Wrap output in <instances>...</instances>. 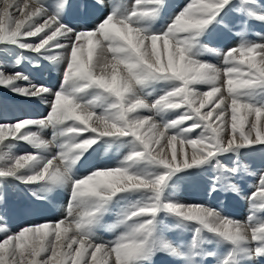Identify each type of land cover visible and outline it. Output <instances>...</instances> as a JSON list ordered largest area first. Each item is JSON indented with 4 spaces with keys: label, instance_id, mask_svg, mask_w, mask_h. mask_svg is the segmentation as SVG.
<instances>
[{
    "label": "snow or ice",
    "instance_id": "1",
    "mask_svg": "<svg viewBox=\"0 0 264 264\" xmlns=\"http://www.w3.org/2000/svg\"><path fill=\"white\" fill-rule=\"evenodd\" d=\"M257 25L264 29V0H0V45L62 66L53 90L0 64V89L48 106L40 118L0 115V186L23 185L33 204L67 194L61 218L18 231L0 196V264H156L158 256L170 264H264V218L254 215L264 217V167L221 162L242 150L264 153ZM217 29L236 37L235 46H212ZM32 127L51 129V139ZM21 142L33 151L13 152ZM101 145L122 158L80 175ZM180 176H202L210 197L225 198L241 196L242 181L253 179L248 222L220 206L173 200ZM113 213L107 228L121 231L105 242L97 232ZM165 216L190 238H171Z\"/></svg>",
    "mask_w": 264,
    "mask_h": 264
},
{
    "label": "rangeland",
    "instance_id": "2",
    "mask_svg": "<svg viewBox=\"0 0 264 264\" xmlns=\"http://www.w3.org/2000/svg\"><path fill=\"white\" fill-rule=\"evenodd\" d=\"M186 2H187V0H185L183 3H186ZM183 3H181V4H183ZM73 12H75V11L74 10L70 11L69 15H68V20H69L70 23H71V21H74L76 19V17H77V14L75 13V15H73ZM75 21H77V20H75ZM92 23H96V19H93ZM254 29H255V31L264 30V29H261L258 25L254 26ZM232 38H233V36L230 35L229 33L226 32L224 35H222V34H220L218 32V30H216L209 37V40H210V43H211L212 46H218V47H221L222 49L226 50L227 46H231ZM249 38L253 39V40L256 39L254 34L251 35ZM202 59H204V60H206L208 62L214 63L218 67L222 65V57H216V56H213L211 54H204V56H202ZM17 60H19V64L18 65L16 64ZM7 63L9 64V68H8L9 71H12L13 70L12 66H15V70H19V71L24 72L32 80H33V77L41 78L39 81L36 82L37 84H41V83L44 84V81H45L44 73L47 71V70H44V68L48 69V74L52 73V71L54 69V65H52V64H51V68L50 67L48 68V65L50 64V62L37 60V58L35 57L34 54H30L29 52L22 51V50H20L18 48H12L9 51V55H8V58H7ZM28 63L31 64V65H33L34 63H39V64H41V67L34 68L33 66L28 65ZM29 67H31L30 71L28 69ZM58 71H60V70H58ZM60 72H62V71H60ZM40 74L42 75L41 77H40ZM31 76H32V78H31ZM56 81H55V75H53L52 76V81L50 82L53 85V87L55 85H57L58 82H56ZM58 84H60V83H58ZM53 89L56 90L57 88L54 87ZM201 90H206V88L201 86ZM2 92L3 91L0 89V93H2ZM46 111H48V110H46ZM163 141H165V140H163ZM176 147L179 150V142H176ZM186 148L187 149H185V150L192 154V148L190 146H186ZM23 152H26V151L24 150ZM121 158H122V156H121ZM259 159L263 160V161L259 163V161H260ZM237 161L239 162V164L241 166L249 165L250 169L252 167H263L264 166V153H261L260 151H257V152L253 153V152H248L246 150H242V152L239 155H232V156L224 157L221 162H222V164L231 166L234 162H237ZM110 166H113V163H111ZM209 171H211V170H209ZM87 172H86V174H87ZM86 174H84V175H86ZM241 174L244 175L243 170H242ZM247 180H248V183H246ZM200 181H202L204 184L200 185V183H199ZM250 181H252L254 183V180L251 179V178L250 179L246 178L244 181H242V187H244L245 189L243 188V191H242L241 195H242V201L244 202V208L245 209H247L249 207V201L247 199V195H248V193L250 191L254 190V189L249 187L250 183H251ZM14 186H17V185H14ZM14 186L12 187V191H8L7 189H4V191L1 192V195L5 194L7 196L6 199H5L6 202H8V200L10 199L9 195L11 197L13 196V197H16V198L20 199V197L22 195L26 196L28 194V192L25 190V188H21L23 185L17 186L16 189H14ZM207 186H208L207 185V181L202 176H195V177L180 176V177H178V178H176L174 180L173 188L170 191V197L173 200L179 201L180 203H183V204H211L212 206H216L215 202L211 201V199H208L206 201L200 202L203 199V198H200V197L205 196ZM181 188L185 190V195L187 196L186 198H181L180 197V189ZM20 189L23 190L24 193H22ZM63 194L64 193L62 192V193L58 194V196H55L54 198H52L53 202H55L54 200H57L55 203L60 205L61 208H63V207L65 208L66 207V203H67V198L64 199V200L63 199L59 200L60 197ZM228 197H229V195L226 197V200H228ZM234 200H235L234 202L237 203V204L241 202L240 201L241 200L240 197L234 198ZM16 201L19 202V200H15L14 202L10 201V202H12L10 204L14 203V205H18L19 203L16 204ZM60 207L58 208V210L60 209ZM40 214L41 215L43 214L44 217H48V214L45 211H44V213L42 212ZM224 214L228 215V216H231L234 219L239 220L241 222L247 223L248 222L247 218H248L250 213H249V211L245 212L243 217L234 216V212H232V211L230 213L232 215L226 214V213H224ZM112 215H109V216L106 217V220H108L107 222L110 221V219L112 218ZM254 215L256 216L257 220H260V219L264 218V217L261 216V214L259 212H256ZM162 223H163V225L167 226V229H166L167 234L171 238L175 239L174 235L171 233V226L174 224L172 218L165 216V217L162 218ZM18 227H20V226H16V228L14 227L15 229H11V230L12 231H15V230L18 231L19 230ZM21 227H24V226H21ZM119 230L121 231V229L109 230L107 227H105L104 229H101V230H99L97 232V236H98V238L100 237L99 238L100 240L102 239V240H105L106 242H108V241L114 240L116 238V236L120 234ZM181 230H183L185 232V236L184 237L188 238V236L190 235V232L187 229H181ZM112 233H113V236H112ZM105 237H106V239H104ZM112 237H114V238H112ZM107 239H109V240H107ZM165 259H166V256H158L156 258V264H163V261ZM168 264H170V262H168Z\"/></svg>",
    "mask_w": 264,
    "mask_h": 264
},
{
    "label": "bare ground",
    "instance_id": "3",
    "mask_svg": "<svg viewBox=\"0 0 264 264\" xmlns=\"http://www.w3.org/2000/svg\"><path fill=\"white\" fill-rule=\"evenodd\" d=\"M134 2V1H133ZM73 15H75V12H73ZM72 19V18H71ZM70 19V20H71ZM73 20V19H72ZM75 21V20H74ZM75 22H77V21H75ZM12 48H16V47H14V46H3V45H0V64H5V65H8V68H9V64L7 63V58H8V55H9V51L12 49ZM30 54H32V53H30ZM28 65H31V64H29L28 63ZM31 66H33V65H31ZM51 68V63L48 65V68ZM30 68L31 67H29L28 69H29V71H30ZM54 69H58V70H60V71H62V66H55L54 65ZM53 69V70H54ZM44 70H47V68H44ZM62 73V72H61ZM54 74H53V72L52 73H50L49 74V79H48V81L49 82H51L52 81V76H53ZM41 78H36V77H33V81L34 82H37V81H39ZM42 84V83H41ZM21 86H24V84H23V82H21ZM3 92L2 93H0V115H7V116H9V117H12V116H19V115H22V116H27V112H28V108H30V106H31V104H32V102H29V101H26V100H24L23 98H19V97H16V96H14L12 93H10V92H8L7 90H4V89H1ZM46 111V110H48V106L45 104V103H40V113L41 112H43V111ZM36 118V117H35ZM32 131H34V132H36L38 135H40V136H42L44 139H46V136H45V132H44V129H39V128H36V127H32V129H31ZM147 130H145V132H146ZM161 143L163 144V145H165V150L166 151H168V155H169V157H170V155H171V152L167 149V146H166V144H167V142H166V140L165 141H161ZM178 147V146H177ZM176 147V148H177ZM26 148H31L29 145H26L25 143H23V142H21V143H19V144H17L16 145V147H14V149H13V152H15V153H17V154H20V153H22L24 150L26 151ZM54 148V147H53ZM187 149V148H186ZM189 149V148H188ZM53 150V149H52ZM190 150V149H189ZM33 151V150H32ZM54 151V150H53ZM177 151H178V148H177ZM188 154H189V156H191V153L190 152H188ZM121 158V157H120ZM119 158V159H120ZM260 160V159H259ZM263 160H260L259 161V163L260 162H262ZM54 163H55V161H54ZM116 164H114L113 163V166H115ZM264 167V166H263ZM88 173V172H87ZM86 174V173H85ZM250 179V178H249ZM252 184H253V182L252 181H250ZM246 183H248V180H247V182ZM250 183V185H252ZM14 185H17V186H19V184L18 183H9V184H7V185H4V186H0V196H2L3 195V197L6 199V195L5 194H2L1 195V192H3L4 191V189H7L8 191H12V187L14 186ZM21 187V186H20ZM21 188H24L23 186L21 187ZM244 188V187H243ZM14 189H16V187H14ZM245 189V188H244ZM9 193V192H8ZM7 194V193H6ZM247 194V193H246ZM9 195V194H8ZM12 195V194H11ZM10 196V195H9ZM24 198V197H23ZM23 198L21 199V200H19V202H17L16 201V204L17 203H19L18 205H14V203L13 204H11V205H9L7 208L9 209V213H8V216L10 217V215L14 212V211H16L17 209H20V208H22V207H24L25 205H26V203L25 202H23ZM64 199H66V198H64ZM63 199V200H64ZM53 200V199H52ZM62 200V201H63ZM15 201V200H14ZM13 201V202H14ZM55 202L57 201V200H54ZM235 201V200H234ZM10 203H12V202H10ZM62 203V202H61ZM65 203V202H64ZM63 204V203H62ZM240 204V203H239ZM59 207H60V205H59ZM63 207V206H62ZM64 208V207H63ZM44 213V212H43ZM43 215V214H42ZM54 215H55V217H62V215L63 214H61V212H60V209L58 210L57 209V211L54 213ZM46 216V215H45ZM17 218H18V222H19V224H21L22 223V219L23 218H21V215L19 214L18 216H17ZM8 225H9V228L10 229H15L14 228V225H15V223H14V221H12V220H10L9 219V221H8ZM12 225V226H11ZM11 226V227H10ZM21 227V226H20ZM20 227H18L19 229H20ZM22 228V227H21ZM18 230V229H17ZM16 231V230H15ZM119 232H120V230H119ZM99 234V233H98ZM102 234V233H101ZM100 235V234H99ZM112 236H113V233H112ZM110 237V236H109ZM108 237V238H109ZM100 238V237H99ZM102 238V237H101ZM112 238H114V237H112ZM104 239H106V237L104 238ZM102 240V239H101ZM107 240H109V239H107ZM103 241H105V240H103ZM106 242V241H105Z\"/></svg>",
    "mask_w": 264,
    "mask_h": 264
}]
</instances>
